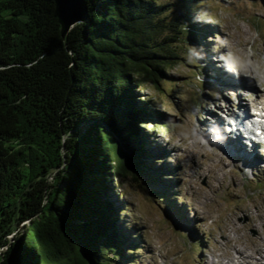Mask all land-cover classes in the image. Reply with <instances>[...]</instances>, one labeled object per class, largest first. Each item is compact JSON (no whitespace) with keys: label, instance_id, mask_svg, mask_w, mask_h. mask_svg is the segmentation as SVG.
Returning <instances> with one entry per match:
<instances>
[{"label":"trees","instance_id":"1","mask_svg":"<svg viewBox=\"0 0 264 264\" xmlns=\"http://www.w3.org/2000/svg\"><path fill=\"white\" fill-rule=\"evenodd\" d=\"M87 1L63 36L55 0H0V264L128 258L106 196L114 175L153 174L138 91L186 62L198 25L188 0Z\"/></svg>","mask_w":264,"mask_h":264},{"label":"rangeland","instance_id":"2","mask_svg":"<svg viewBox=\"0 0 264 264\" xmlns=\"http://www.w3.org/2000/svg\"><path fill=\"white\" fill-rule=\"evenodd\" d=\"M187 5L198 30L185 38L186 62L167 70L159 85L145 81L138 91L155 114L145 116L139 130L153 174L114 175L106 196L128 240V258L112 254L113 264H264V164L251 172L241 169L205 134L222 127L215 121L256 92L255 80L246 87L221 86L211 80L216 71L234 74L218 79L235 81L231 85L242 82L241 74L253 76L264 90V0ZM220 160L213 180L207 167ZM167 193L170 200L158 197ZM23 230L22 224L17 235Z\"/></svg>","mask_w":264,"mask_h":264},{"label":"bare ground","instance_id":"3","mask_svg":"<svg viewBox=\"0 0 264 264\" xmlns=\"http://www.w3.org/2000/svg\"><path fill=\"white\" fill-rule=\"evenodd\" d=\"M219 75L217 76H213V78H211L212 81H216V83H219L221 86H225V87H231V88H239L241 86H248L249 85V82L248 81H254L255 80V86L253 87L255 90H256V95H260L261 91H259V88L257 89L258 85L256 84V78L252 76V79H248L245 75H242L241 76L243 77L242 78V82L240 84H234V85H231L233 84L235 81L233 82H230L227 81L226 79L228 78L229 79V76L228 75H234V74H224L223 72L221 71H216L215 74H218ZM222 75V77H221ZM227 76V78L225 77ZM249 76V75H248ZM224 79L226 78L225 80H218V79ZM259 78V77H257ZM262 80V79H260ZM258 82V81H257ZM229 83V84H227ZM260 83V82H259ZM244 106V104H242ZM231 116V115H230ZM216 117V116H215ZM217 118V117H216ZM231 118V117H229ZM222 119V118H221ZM217 119L214 123L215 124H220L221 125V122L223 123L222 124V127L220 126L219 129H213V131L211 133H209V131L212 129L210 128L209 131H207V133L205 134H208V138L214 142H220L219 140L223 139L224 142H220L219 144L215 143L216 145H219L220 147H223V149L227 152V145L229 146V151L232 152L230 155H231V158L232 160L234 161H237L240 165V168L241 169H244V170H248L249 172L255 170L256 168L259 169L262 164H264V156L262 154V151L264 149V147H262V145H259V147L257 148H252V147H249L248 146V141L247 139L245 138V131L243 129H241L240 127H237L235 128V132H236V135H233L231 134V129H229V126H228V121L226 119ZM209 126V125H208ZM212 127L214 126V124L211 125ZM217 128V127H216ZM206 129V128H205ZM211 134V135H210ZM213 137V139H212ZM250 141H252L250 139ZM239 142V143H238ZM232 144H236L233 145ZM231 145V146H230ZM226 146V147H225ZM224 151V152H225ZM242 155V156H241ZM212 156V155H211ZM229 156V155H228ZM230 157V156H229ZM242 157L243 159V162H241V158ZM250 157V158H249ZM208 161V160H207ZM244 161H247V163H244ZM221 163V160L218 161V163H212V164H209L208 165V169H209V173L212 174V179L213 180H216L218 179V176H217V168L220 167V164ZM201 166V165H200ZM206 166V165H205ZM201 169L204 170V168L201 166ZM206 171V170H205ZM241 257H243L244 253L243 252H240L239 254ZM251 258V256H249ZM248 257V258H249ZM245 258V257H243ZM246 260V259H245ZM259 259H256V261H258ZM231 261L233 262H236L237 259L235 258H231ZM248 261V260H246ZM241 263H244L243 261H240ZM220 263V262H219ZM247 263V262H246ZM217 264V263H216ZM220 264H223V262H221ZM233 264V263H232ZM257 264H260L259 261L257 262ZM262 264V263H261Z\"/></svg>","mask_w":264,"mask_h":264},{"label":"water","instance_id":"4","mask_svg":"<svg viewBox=\"0 0 264 264\" xmlns=\"http://www.w3.org/2000/svg\"><path fill=\"white\" fill-rule=\"evenodd\" d=\"M55 2L63 36H66L75 25L84 22L88 17L89 6L87 0H55ZM84 186L86 198L92 205V201L97 194L95 192H98V185L96 181L87 178ZM99 198L102 199L103 197L100 196Z\"/></svg>","mask_w":264,"mask_h":264}]
</instances>
